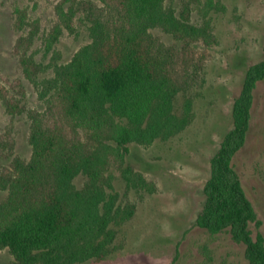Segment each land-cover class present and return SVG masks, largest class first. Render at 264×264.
<instances>
[{
  "label": "trees",
  "instance_id": "1",
  "mask_svg": "<svg viewBox=\"0 0 264 264\" xmlns=\"http://www.w3.org/2000/svg\"><path fill=\"white\" fill-rule=\"evenodd\" d=\"M223 8V0H58L45 47L52 49L64 31L78 35L83 26L91 39L69 61L48 64L30 51L39 21L16 8L21 34L14 54L43 108L29 105L20 76L0 75V102L9 116H26L31 146L29 157L15 153L12 126L0 130V157L7 160L0 165V250L11 256L5 264H77L112 252L117 227L135 212L124 194L155 190L128 161L130 145L166 140L191 123L193 98L185 96L179 111L175 99L203 84L209 48L218 43L211 12ZM155 30L175 41H163ZM262 80L264 57L248 66L233 99L231 127L210 158L196 217L210 234L227 231L243 244L246 264H264V236L250 227L261 222L233 159Z\"/></svg>",
  "mask_w": 264,
  "mask_h": 264
},
{
  "label": "rangeland",
  "instance_id": "2",
  "mask_svg": "<svg viewBox=\"0 0 264 264\" xmlns=\"http://www.w3.org/2000/svg\"><path fill=\"white\" fill-rule=\"evenodd\" d=\"M58 0H0V75L20 76L29 92V105L43 108L31 84L23 77L14 46L21 34L15 28L16 8H25L28 20L39 21L37 40L31 47L36 58L48 64L65 63L91 36L86 27L78 35L64 31L47 49L44 38L56 19ZM178 4L181 0H168ZM225 8L211 12L218 43L209 48L211 58L205 66L203 84L179 93V111L185 96L193 98V119L178 134L157 139L149 146L130 145L128 161L155 183L153 192L130 191L123 201L135 206L134 215L120 224L112 252L103 260L77 264H246L244 245L234 242L227 231L210 234L196 224L204 203L203 184L209 176L210 158L223 134L231 127V108L249 65L264 57V0H223ZM194 20L199 18L193 15ZM163 41L174 38L155 30ZM47 74L51 69H47ZM10 125L14 132V151L29 157L28 121L24 114L11 117L0 102V130ZM7 160L0 157V165ZM242 186L252 202L261 224L251 223L253 234L264 236V80L254 93L250 126L241 149L233 159ZM116 173V172H115ZM82 177L76 179L80 185ZM123 193L124 184L115 181ZM5 191L0 189V200ZM0 250V264L10 260Z\"/></svg>",
  "mask_w": 264,
  "mask_h": 264
}]
</instances>
